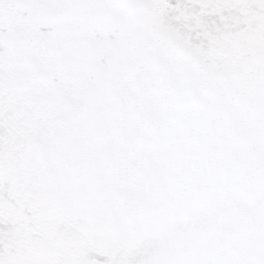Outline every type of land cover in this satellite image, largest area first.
Segmentation results:
<instances>
[{"label":"snow or ice","instance_id":"1","mask_svg":"<svg viewBox=\"0 0 264 264\" xmlns=\"http://www.w3.org/2000/svg\"><path fill=\"white\" fill-rule=\"evenodd\" d=\"M0 264H264V0H0Z\"/></svg>","mask_w":264,"mask_h":264}]
</instances>
